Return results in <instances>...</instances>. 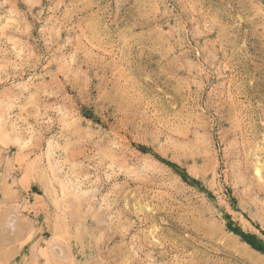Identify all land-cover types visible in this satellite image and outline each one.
<instances>
[{"label":"rangeland","instance_id":"374dc122","mask_svg":"<svg viewBox=\"0 0 264 264\" xmlns=\"http://www.w3.org/2000/svg\"><path fill=\"white\" fill-rule=\"evenodd\" d=\"M0 264H264V0H0Z\"/></svg>","mask_w":264,"mask_h":264},{"label":"trees","instance_id":"16d2710c","mask_svg":"<svg viewBox=\"0 0 264 264\" xmlns=\"http://www.w3.org/2000/svg\"><path fill=\"white\" fill-rule=\"evenodd\" d=\"M230 227V226H229ZM231 230H233L234 232H237V230L236 229H231ZM240 234V233H239ZM241 236H242V238H244L245 240H246V242L247 243H249L253 248H255V249H257V250H263L262 249V246L261 245H256L255 243H254V241H253V237H251V235H246V234H243V233H241Z\"/></svg>","mask_w":264,"mask_h":264}]
</instances>
